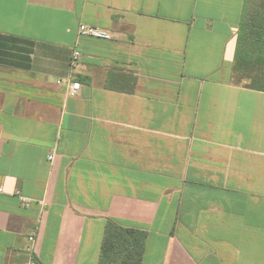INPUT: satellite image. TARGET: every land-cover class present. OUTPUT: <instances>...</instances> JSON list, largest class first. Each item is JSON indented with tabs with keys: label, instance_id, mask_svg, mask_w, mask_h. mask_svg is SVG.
Instances as JSON below:
<instances>
[{
	"label": "crops",
	"instance_id": "0c3cea01",
	"mask_svg": "<svg viewBox=\"0 0 264 264\" xmlns=\"http://www.w3.org/2000/svg\"><path fill=\"white\" fill-rule=\"evenodd\" d=\"M243 4L0 0V264H98L108 219L147 232L141 264H264V91L233 70Z\"/></svg>",
	"mask_w": 264,
	"mask_h": 264
},
{
	"label": "trees",
	"instance_id": "16d2710c",
	"mask_svg": "<svg viewBox=\"0 0 264 264\" xmlns=\"http://www.w3.org/2000/svg\"><path fill=\"white\" fill-rule=\"evenodd\" d=\"M233 70L246 86L264 91V0H244ZM146 237L145 230L108 219L98 264H141Z\"/></svg>",
	"mask_w": 264,
	"mask_h": 264
},
{
	"label": "built area",
	"instance_id": "2783aa9c",
	"mask_svg": "<svg viewBox=\"0 0 264 264\" xmlns=\"http://www.w3.org/2000/svg\"><path fill=\"white\" fill-rule=\"evenodd\" d=\"M78 33L81 36H87V37H91V38H96V39H104V40H109L112 38V35L109 31L101 29L99 27L96 26H92V25H86V24H80L78 26ZM80 59V52L78 49H74L72 51L70 60H69V64L71 68H75L78 65V61ZM59 83H62V81H58ZM67 87H68V94L70 96H75L79 93L80 91V83L76 82V81H72L70 79H68L67 81ZM49 159L53 158V155L50 154L48 156ZM3 192V188L0 186V193ZM16 195L19 197V199L21 200V202L25 205L28 206L31 203V199L23 196L20 192H16ZM28 240L30 242L29 246H27V250L28 251H32L33 250V242L35 241L34 235H30L28 237Z\"/></svg>",
	"mask_w": 264,
	"mask_h": 264
}]
</instances>
